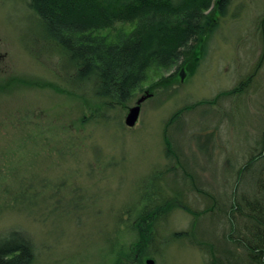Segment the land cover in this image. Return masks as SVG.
<instances>
[{
  "label": "rangeland",
  "instance_id": "1",
  "mask_svg": "<svg viewBox=\"0 0 264 264\" xmlns=\"http://www.w3.org/2000/svg\"><path fill=\"white\" fill-rule=\"evenodd\" d=\"M263 12L264 0H231L185 67L161 70L158 83H142L125 104L105 109L60 91L66 74L27 0H0V233L31 239L33 264H113L112 251L136 240L129 225L155 177L156 188L180 192L195 212L212 202L198 189L209 192L224 215L236 169L259 148L264 66L242 94L215 97L253 69ZM140 97L138 118L127 126ZM199 100L209 102L193 105ZM221 214L196 219L194 241L174 239L195 219L173 207L157 221L143 264H209L195 242Z\"/></svg>",
  "mask_w": 264,
  "mask_h": 264
},
{
  "label": "trees",
  "instance_id": "2",
  "mask_svg": "<svg viewBox=\"0 0 264 264\" xmlns=\"http://www.w3.org/2000/svg\"><path fill=\"white\" fill-rule=\"evenodd\" d=\"M230 1L27 0V7L36 17L43 41L60 58L59 67L66 74L60 91L89 96L110 109L129 101L142 83H158L161 70L182 68L201 53L198 43L214 30ZM257 28L262 46L253 69L215 99L242 94L264 66V12ZM164 141L169 157V142L166 137ZM156 179L147 181L141 193L143 205L129 225L135 242L129 250L112 251L113 264H143L157 221L173 207L188 211L195 219L188 229L173 231L174 239L193 240L196 219L213 218L216 211L221 214L217 199L209 192L198 189L212 202L195 212L180 202V192L168 195L163 187L156 188L152 182ZM227 199L213 234L204 232L195 244L209 264H264V129L258 150L236 169V182ZM34 259L31 239L14 229L0 233V264H33Z\"/></svg>",
  "mask_w": 264,
  "mask_h": 264
},
{
  "label": "water",
  "instance_id": "3",
  "mask_svg": "<svg viewBox=\"0 0 264 264\" xmlns=\"http://www.w3.org/2000/svg\"><path fill=\"white\" fill-rule=\"evenodd\" d=\"M143 97L137 99L136 104L128 108V112L125 115L124 123L127 126H133L138 118L139 111H140V102L142 101ZM152 260L148 259L147 263H151Z\"/></svg>",
  "mask_w": 264,
  "mask_h": 264
}]
</instances>
